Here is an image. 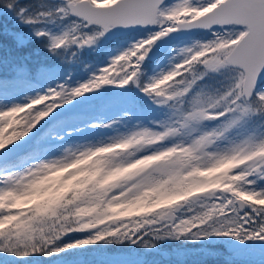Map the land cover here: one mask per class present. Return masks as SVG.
I'll return each instance as SVG.
<instances>
[{"label": "snow or ice", "instance_id": "snow-or-ice-1", "mask_svg": "<svg viewBox=\"0 0 264 264\" xmlns=\"http://www.w3.org/2000/svg\"><path fill=\"white\" fill-rule=\"evenodd\" d=\"M16 3L0 6L23 24L59 28L32 35L60 63L114 29L145 34L87 80L23 103L5 97L32 83L29 70L0 75V256L91 264L98 247L152 251L210 237L264 244V0H34L30 15ZM173 34L164 66L148 74L154 45ZM56 70L41 67L37 77ZM129 85L162 110L150 126L53 155L45 142L63 139V122L35 135L78 98Z\"/></svg>", "mask_w": 264, "mask_h": 264}, {"label": "rangeland", "instance_id": "rangeland-1", "mask_svg": "<svg viewBox=\"0 0 264 264\" xmlns=\"http://www.w3.org/2000/svg\"><path fill=\"white\" fill-rule=\"evenodd\" d=\"M31 26V25H28ZM46 30H51L53 32L59 31V28L55 24L46 23L42 27ZM32 28L28 29V36L32 35ZM145 34L144 30L139 32H134L125 37H122V40L119 43H113V45L108 46L107 42L103 39L94 47L83 49L80 52L85 53L86 56L88 53H95L94 57L90 59V63H94L95 66H88L87 69H84L83 75L77 76L70 74L67 71L65 74H60V71L57 67L54 76L49 79H40V83H35L33 86H21L18 90L12 94L5 97L7 103L17 102L23 103L25 96L34 95L37 91L43 92L46 87H54L57 83L64 82L69 86H75L78 83H81L87 80L93 72L97 71L99 67L103 66L108 62V58L114 56L126 46L127 41L133 37H142ZM116 41V40H115ZM69 50H67L68 52ZM168 52L159 59L154 65L150 64L146 69L152 73L153 68L159 64L160 67H163L166 60V55ZM100 60V61H98ZM78 74V73H74ZM111 90L114 94L110 96H105L102 98L103 105L100 106L96 111L94 107L88 109L83 108H74L65 106L63 109L58 110L47 123H43V127L38 130H34L35 135H40L41 132L46 130L50 124L57 121H62L63 123L56 129L57 134L63 137L62 140L50 139L47 140L46 146H48L51 151L49 155L56 154V150L64 146L73 145L76 143H85V142H97L106 140L109 137H113L119 134H126L133 131L136 127L149 125L150 120L159 119L162 112L161 109L156 111L148 112V109L153 105L146 101L145 104L135 103L132 106H129L126 109L122 108V101L117 97L120 96L119 92H124L130 95L131 99H135V95L132 92H129L128 89L116 88L111 86ZM120 100V101H118ZM121 103V104H120ZM73 105V103L71 104ZM68 108H70L68 110ZM127 114V115H125ZM124 119V120H122ZM109 127H90L89 125L96 124H108ZM126 122V123H125ZM129 128H128V126ZM214 126L213 122H209V127ZM32 135V134H30ZM27 139V138H26ZM57 175V174H56ZM53 180V178H52ZM230 238H216L210 237L205 240L199 241H185L182 240L179 246L176 245L177 249L174 252V257H176L179 262H184L185 259H196L204 258L206 256H216L218 259H223L224 261H235L241 264H264V252L252 248L251 246L246 247L245 249H233L230 254H227L225 251H219L214 246L225 245L232 241ZM172 240H165L162 243H169ZM141 250L138 246H132L131 251H136L135 255L131 252H124L118 250L116 253H108L109 257H103L105 253L104 248H99L96 250L97 256L101 257L104 261L109 264H132L137 262L140 259ZM136 256V257H133Z\"/></svg>", "mask_w": 264, "mask_h": 264}, {"label": "trees", "instance_id": "trees-1", "mask_svg": "<svg viewBox=\"0 0 264 264\" xmlns=\"http://www.w3.org/2000/svg\"><path fill=\"white\" fill-rule=\"evenodd\" d=\"M3 0H0L2 3ZM25 7L27 11L24 15H30L33 13L36 5L34 0H17L15 8ZM2 14L0 15V75H9L11 70L16 67H26L32 77V82L38 80L37 70L41 67L50 68L57 66L60 70V74H65L67 71L72 75L82 76L85 67H87L90 60H86L84 54L78 52L76 56H71L73 49L69 48L68 52L65 53L66 61L60 63L56 57L52 56L47 49L43 46L46 41L43 39H37L34 36H28V29L30 27H42L43 24L36 26H28L20 22V19L16 17L15 11H8L2 6H0ZM23 41V43H21ZM91 56V54H89ZM94 55V54H92ZM71 56V59L67 57ZM88 57V56H86ZM83 66V67H82ZM78 73V74H74ZM108 86H105L96 92L88 93L83 97L78 98V103L86 100L90 97V103L88 107L95 105L100 101V97L107 93L105 90ZM130 88L132 86L130 85ZM215 124V122H213ZM209 124L207 123V126ZM58 175H54L51 181H55ZM161 243V242H160ZM181 243V242H180ZM179 243V244H180ZM178 241L173 240L172 242L164 245V249H171L174 245H177ZM217 248V247H215ZM223 249L222 246L218 247ZM108 253H116L118 250L127 252L130 250V246H108L104 248ZM96 251L91 253L94 259ZM93 259L91 264H93ZM175 260H165L160 255L156 254H146L144 259H142L140 264H175ZM196 264H239L237 262L224 261L223 259H217L216 256H209V258H203L200 262H195ZM0 264H70V261L66 257L52 258V259H42L40 257H29L23 260H17L15 257L0 256ZM177 264V263H176ZM186 264H193V261L186 260Z\"/></svg>", "mask_w": 264, "mask_h": 264}, {"label": "water", "instance_id": "water-1", "mask_svg": "<svg viewBox=\"0 0 264 264\" xmlns=\"http://www.w3.org/2000/svg\"><path fill=\"white\" fill-rule=\"evenodd\" d=\"M134 30H138V29H114L111 33L107 34L104 38L107 40H110L114 37L124 35L128 32L134 31ZM176 39H177L176 35L173 34L172 37H170L166 40L158 41L156 43V45H154V47H153V52H152L151 58L149 60H155L158 57H160L162 55V53L165 52L170 47V45L176 41ZM246 246H247V242H245L244 244H240L239 242H237L235 240L230 246L227 247V249L229 251H231L233 249H240V248H244ZM253 246L258 248V249L264 250V244H261L259 242H253ZM152 251H156V249L152 250ZM163 255L168 256L166 253H163Z\"/></svg>", "mask_w": 264, "mask_h": 264}]
</instances>
